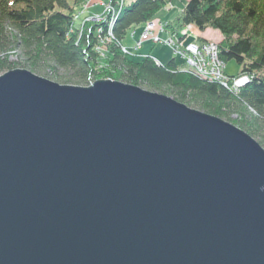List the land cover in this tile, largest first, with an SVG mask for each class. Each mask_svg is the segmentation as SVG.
I'll return each instance as SVG.
<instances>
[{
    "label": "water",
    "instance_id": "95a60500",
    "mask_svg": "<svg viewBox=\"0 0 264 264\" xmlns=\"http://www.w3.org/2000/svg\"><path fill=\"white\" fill-rule=\"evenodd\" d=\"M0 264H264V149L139 87L5 73Z\"/></svg>",
    "mask_w": 264,
    "mask_h": 264
},
{
    "label": "trees",
    "instance_id": "16d2710c",
    "mask_svg": "<svg viewBox=\"0 0 264 264\" xmlns=\"http://www.w3.org/2000/svg\"><path fill=\"white\" fill-rule=\"evenodd\" d=\"M173 1L110 0L98 18H83L89 0H0V76L20 69L62 86L107 80L132 85L231 123L264 149V0H189L177 19L180 28L221 33V59L237 64V77L249 78L238 91L202 80L176 59L162 65L124 54L132 31L152 23ZM164 26L176 34L174 26ZM12 54L19 63L10 61ZM60 71L71 79H60Z\"/></svg>",
    "mask_w": 264,
    "mask_h": 264
},
{
    "label": "rangeland",
    "instance_id": "374dc122",
    "mask_svg": "<svg viewBox=\"0 0 264 264\" xmlns=\"http://www.w3.org/2000/svg\"><path fill=\"white\" fill-rule=\"evenodd\" d=\"M110 0H90L89 8L83 11L84 17L95 18L101 15L104 11L102 3H107ZM189 0H174L172 4L165 10H163L153 21L156 24L155 34L158 36L160 42L155 43L153 36L149 41L143 43L142 49L136 54H132L131 58L133 60H142L146 57H152L157 60L159 64L166 65L171 62L173 59H176L177 63L183 67L186 65L185 61L180 57L175 55L174 49L166 45L165 42H169L171 37H174V40L178 41L181 39L185 44H200L203 41H211L220 44L223 41V36L218 31L207 30L204 33L199 32L194 26H187L180 28L178 25L177 19L182 14L186 4ZM166 24L174 26L176 34L172 35L171 30H166L162 32V27ZM143 31V26L137 27L124 41V46L128 49H133L136 44V41L140 39V35ZM10 61L19 63L20 59L16 54L10 55ZM22 66V65H21ZM22 69V68H21ZM20 70V69H18ZM239 67L237 64L232 61L226 65V73L229 76L237 77L239 74ZM71 74H67L64 71L58 73L60 79L69 80ZM90 87V86H89Z\"/></svg>",
    "mask_w": 264,
    "mask_h": 264
},
{
    "label": "built area",
    "instance_id": "2783aa9c",
    "mask_svg": "<svg viewBox=\"0 0 264 264\" xmlns=\"http://www.w3.org/2000/svg\"><path fill=\"white\" fill-rule=\"evenodd\" d=\"M89 5L86 4L84 9H88ZM102 6L106 10L110 8L105 3H102ZM79 17L82 16H77V18ZM88 20L89 19H87V21ZM115 22L116 18L113 19V21L111 22L110 35L111 30L115 25ZM164 27L165 26L162 27V32L165 31ZM155 30V23L152 22L145 24L143 27V31L140 35V39L136 41V44L133 49L130 50L127 47H123L124 54L132 55L138 53V51L142 49L143 43L145 41H149L151 39V36H153L155 43H159L160 40L155 34ZM171 38L173 39H171L169 42H165V44L173 48L175 55L185 61L186 65L183 67V70L194 73L202 80L220 83L225 88L231 89L233 91H238L240 88L244 87L249 82V78L246 76L240 78H231L227 76L225 72L226 64L220 57L218 43L211 41H203L200 44H185L183 41H181V39L176 41L174 40V37Z\"/></svg>",
    "mask_w": 264,
    "mask_h": 264
}]
</instances>
